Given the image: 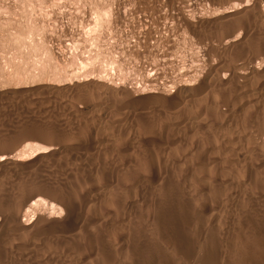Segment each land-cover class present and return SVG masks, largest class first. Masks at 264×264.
<instances>
[{
  "label": "rangeland",
  "instance_id": "1",
  "mask_svg": "<svg viewBox=\"0 0 264 264\" xmlns=\"http://www.w3.org/2000/svg\"><path fill=\"white\" fill-rule=\"evenodd\" d=\"M154 1L156 2V0H30V2L29 0H0V264H110L113 262V264H166L167 262L169 263V259L170 261L172 260V257L167 260V254H169V256L172 255L173 258L176 259L180 258V256H177L178 258L174 256L176 253L174 252L173 254V251L171 252V250H174L171 246L178 247V245H180L178 248L182 246V249L187 243L191 244L190 242H192V240L196 241L198 237L197 234L199 233V237L195 244L192 242V245H186L184 249H186L187 246L191 249L196 248L200 243L206 249H214L215 244L211 243V239L215 238L217 235L218 237H216L215 240L219 242L220 239H222L221 242H219L221 244L223 243V238L227 236L230 237L228 239L231 240V242L232 239H234L233 242H236L235 245L237 246H235L233 242L231 243L232 245L230 248L233 250L234 254L230 252L229 248V253L223 258L222 264H232L230 262L231 255L234 256V258L231 256L233 260L235 259L234 263L243 264L247 257H245L246 259L244 260L242 258V253L244 256L250 254L252 258L254 255L253 259L249 258L244 264H250L254 261H257L259 264L264 263V254L259 257L262 254L259 255V252H261L262 249L264 250V246L261 247V244H264L262 243L264 242V177H259V179H261L260 181L254 177L251 179V183L248 176L242 174L243 170L241 169H244V164L237 165L233 160L236 156L234 157L233 155L228 166L231 164L230 166L233 167L236 165V167H231L232 169H229L230 167L228 168L226 163L229 157L227 159L225 158L228 156L227 151L226 156L224 155L225 152L221 153V155L214 153L215 158L213 163H207L206 160L209 152L207 153L204 148H206V144L209 143L208 141L210 139V141L213 142H216V139L219 142L222 140L219 139V135L214 133L211 126L207 125V123L205 124L204 120L207 118V120H209V116L205 115L203 112L208 106L212 109L211 113L213 109L215 112L216 108H214V106L217 107L218 104L216 103L217 100L215 102L216 105L213 101L214 97L218 95L217 91H215V94L213 93L214 96L211 93L209 97V92L206 96L205 94L207 92L204 93V98L203 100L201 99L203 101L202 104L199 103V106L197 105L198 103L194 104L191 110L192 113L188 112L189 115H185L182 120L180 119L181 122L175 123L176 120L174 121V118L169 115L170 113H167L168 109H161L160 114L157 110L155 113L141 115V111L148 110V108L151 110L155 105L152 107V105L147 104L143 109H137L138 106L148 103L152 98H158L156 94L158 91L173 90L174 87L172 86H174L178 80V82L187 81L194 77L197 79L199 78L197 75L202 74L200 75V77H202L205 74L215 72V69L216 71L219 69L229 70L241 63L247 64L249 62L247 64L249 66L254 60L255 62L256 60L259 62L258 65L260 64L259 67L261 66L262 70L260 73H254V80L261 79L260 81H264V55L262 56L259 54H262V52H259L262 51V49L264 51V45L261 44L264 40L262 38L264 37V33H258V35L255 32L252 35H256L257 38L256 36L249 35L245 38L246 40L248 39V42L244 39L245 41L243 44L234 45L232 48H230L231 46L225 47L222 44L223 37H225L223 35L230 33L229 31L231 30L227 28H233L236 24H239L240 21L242 23L244 19L252 23L255 18V13L253 14L255 11H249L247 13H238L236 11L228 16L230 19L228 17L222 18L226 20L229 19L230 22L233 20L232 23L224 21L227 25L223 22L224 24L220 23V25L218 24L212 27L207 24L205 27L202 26L203 30H201V26L197 24V28L195 27L197 30L193 28L192 31L191 25L185 26V28L184 25L186 23L179 20V14L176 16L177 13H179L177 10L178 6L182 7L186 13L188 12L187 14H189L194 21H197L202 17L206 19L221 16L220 14L227 9V7L228 10L239 7L240 5L238 6L237 3H240V0H184L187 1L186 3H182V0H176L177 2L174 0L175 2L173 1V3L170 2V0H159V2H162L159 3L157 0L158 3L156 2V4ZM26 2L29 3L26 4ZM167 2L170 4L168 8L164 6ZM250 2L254 4L255 0H250ZM171 3L172 5L175 3L177 8L175 9L176 6L172 7ZM160 7L164 10H161ZM171 7L174 9H171ZM26 10L27 12L31 10V12L29 11V13H27ZM171 10L174 11L173 13L177 12L175 13L176 20L175 16L174 18L171 16ZM106 11L109 12L107 17L103 14ZM159 12H161V14ZM30 13H33L32 16L34 19L39 18V23L36 22L42 29H40V31L44 32L42 33V40L34 39L33 41L36 42L40 40L42 42L37 46H35L36 44L31 46L29 45L31 43L29 41L30 43L27 42L25 45L21 43L20 47H18L19 43L16 42L12 33L21 30V25H23L25 21L24 19L31 15ZM169 13L170 17L173 19L169 18L166 20L167 18L165 19V17L167 14L169 16ZM250 14L251 16H249ZM24 15L26 16L24 17ZM96 19L101 20L98 21L101 23L98 27L96 26ZM194 29L199 33L196 31L194 33ZM258 36L262 39L258 40ZM12 40L14 42H12ZM171 40L173 44H171ZM255 40H257L256 43H254ZM258 41H262L260 44L258 43V45L263 46L262 49L260 46L258 48ZM39 45L42 47L40 48ZM15 48L18 50H15ZM41 50H46V53L43 54ZM251 50L253 52H251ZM35 52L39 54L37 55ZM11 56L12 58H10ZM239 56L240 58H244H241L243 62ZM13 57H15V59ZM39 61L41 62L39 63ZM212 68L214 70H212ZM256 74L261 78L258 79ZM173 78L174 80H172ZM255 81H253L254 84H252L254 89L251 86H246L247 88L244 89H248V92L243 93L245 90L242 92V88H240L241 91L237 90L242 94H238L236 91L239 99H237V108L244 112H241L242 114L240 115L238 123L241 126L243 122H246L248 126L243 124L244 127L246 126L245 128L250 132L254 130L252 132L254 136L259 133L261 123L264 122V85L262 88L255 89L257 86L255 85L257 81ZM259 90L262 92H259ZM131 91L142 94H140L136 100L130 101L128 95ZM216 98H218V96ZM210 100L213 103H209L211 102ZM132 108L140 112V114L137 113L135 118L133 117L127 120L124 115H120L122 110L124 111V109L127 110ZM197 110L199 111L198 113H200L199 116L196 114ZM201 117H203V121ZM246 118H248V121ZM171 119H173L174 122ZM185 119L187 120V124H185ZM197 119L204 123L201 124L198 122V124L196 122ZM251 119H255L256 121ZM249 121L252 125L249 124ZM190 122L192 123L190 124ZM208 133H210L213 138H211V135ZM204 134L207 135L205 136ZM204 137L207 140L206 143ZM215 137L217 138L215 139ZM179 144H181V146ZM172 146L174 147L173 149ZM147 147H151L153 150L151 152H143V149ZM173 151L175 153H173ZM197 151L200 152L198 153ZM80 153L84 155L81 156V158ZM168 153H170V155H168ZM219 156H221V158ZM175 157H177V159ZM223 162L226 165H223ZM212 166H214V168ZM193 168H195V170ZM198 168L201 169L199 170ZM236 168L238 170L241 168L239 171L236 170L238 173L235 172ZM240 171H242V173ZM238 174L239 176L241 175L239 177L240 179L237 177ZM243 176L246 178L244 177L243 181H241ZM131 177H134V179ZM139 177L141 178L139 179ZM135 179L137 183L139 180H142L144 183L150 186L152 185L153 188L148 192H141V190L137 192V189L134 190L129 185V183H133ZM128 180H130V182H128ZM218 186H221L218 188L219 190L216 189ZM208 187L210 188L208 189ZM103 188L104 190H102ZM213 188L214 191L212 190ZM206 189L208 191H206ZM224 190L228 191V193ZM98 192H100V194L99 197L95 199L96 201H91L90 203L86 202V198L89 194L88 197H94L93 194ZM217 193L220 195L226 193L229 194V196L231 194H237L240 196L238 199L241 204L238 203L240 205L237 204L232 208L230 207L231 209L226 206L220 214V222L216 223L217 225H208L206 221L201 222V225H197L196 222L199 221L196 219L194 221L193 217H191L193 213H191V211V214L188 212L190 215L188 217L191 219L185 216L186 212L182 210V206L186 205L185 202L188 203L193 200L194 204L196 203L199 207L196 205L194 206L193 202H189L186 206L191 210L195 208V211H199L200 204L211 197V200H214L216 198L214 195H219H217ZM180 194L181 196H179ZM204 195H206L205 199L207 200L203 199ZM198 197L203 201H194ZM41 198L46 200L48 206L46 207L47 204L45 206L43 205L42 209L40 205V207L37 208L38 210L36 209L37 212L31 209V211L33 210L35 212V214H33L34 212L30 211L29 217H31V225L28 229L24 228L26 230L21 229L16 220L17 213H20L19 211L26 209L28 205ZM113 200H118L117 204H113ZM49 202L55 203L57 205L56 208L51 209L49 207ZM177 203H180L179 209ZM68 204H72L70 207H72L73 210ZM65 206H67V210ZM191 206L193 207L191 208ZM68 207L74 215H80L79 217L77 216L75 220V232L66 229V231H71L70 236H73L65 237L62 235V237H58L62 239L61 241L57 240L58 238H54L52 241L48 242L49 244H45L43 248L37 245L38 239L42 237V235L39 234H42L43 228L47 225V221L44 219L43 215L49 212L52 213L54 217L56 215L57 217L55 218L61 219L66 215V212L68 213ZM92 208L93 210H91ZM80 209L83 210L81 211ZM235 209H238V211ZM78 210L81 211H79L80 214H77ZM38 211H41L42 214L38 213ZM179 212H181L182 215ZM157 217L160 218V220ZM221 217H223L222 219L225 222L221 220ZM37 219L39 221H36ZM176 219L179 220L176 221ZM187 219H190V223L191 220L195 223L192 222L193 225H189ZM229 219L231 222H234H232L234 226H229V224H227ZM171 221H173L175 225L172 226L174 223H171ZM167 226L171 227V229L167 228ZM179 226L185 231L180 229ZM235 226H237V228H235ZM56 227L62 231L60 228L61 225H56ZM37 229H40V232ZM233 229L235 232L231 231ZM1 230L4 231V233ZM197 230L202 231L196 233ZM23 231L25 233H23ZM219 231L223 234V237L222 235L220 236ZM13 232L15 234H20L21 232V235L16 234L17 236H15ZM182 232L187 236L189 234V240H187V236H184ZM229 232H232V235L229 234ZM178 233L180 237L177 235ZM242 233L245 236H243ZM168 234L172 235L168 236ZM163 235L166 236V238L168 237V239L165 240ZM173 236H177L176 239L168 242ZM203 236L205 239L208 238V240L203 239ZM210 236L212 238H210ZM233 236L235 238H232ZM256 237H260L261 239L257 238L256 240ZM180 238H183V240ZM250 238H252V241ZM84 239H86V242ZM201 239L202 241L200 242ZM258 240L260 242H258ZM173 241L176 242V244L178 242V244H174ZM180 241L181 244H179ZM244 242L245 244L243 245L242 243ZM164 243L167 244L165 245ZM247 243L250 245V248ZM242 246H246V249L242 248L246 252L240 249ZM258 247L260 248L258 249ZM164 249H166V252H163ZM256 250L258 253L253 252ZM160 251L163 252V254H161ZM205 251L207 252L208 250ZM145 253H149V255H144ZM257 256L258 260L260 259L263 261H261L262 263L255 260ZM113 257L114 261H112ZM226 259L229 260L225 263ZM240 259L242 262H239ZM257 262L256 264H258Z\"/></svg>",
  "mask_w": 264,
  "mask_h": 264
},
{
  "label": "bare ground",
  "instance_id": "2",
  "mask_svg": "<svg viewBox=\"0 0 264 264\" xmlns=\"http://www.w3.org/2000/svg\"><path fill=\"white\" fill-rule=\"evenodd\" d=\"M28 1V0H27ZM161 1H163V0H161ZM159 2V0H158V2L159 3H162V2ZM173 1L174 0H170V2H172L173 3ZM176 1V0H175ZM174 1V2H175ZM196 1V0H195ZM214 1V0H213ZM29 2H30V0H29ZM29 2H26V4L27 3H29ZM123 2V1H122ZM155 2V1H154ZM156 2H157V0H156ZM156 2H155V4H156ZM157 2V3H158ZM177 2V1H176ZM187 1H184V0H182V3H186ZM210 2V1H209ZM216 2V1H215ZM240 3H237L238 4V6L239 7H237V8H235V9H233L232 7V9L231 10H228V7H227V9H225L220 15L221 16H218V17H215V18H213V17H210V18H206L205 19V17L203 18H199L197 21L195 20H193L191 17H190V15L189 14H187L183 9H182V7H180V6H178V8H177V6L175 5V3L172 5V3H171V6L173 7V6H176L175 7V9L177 8V10H178V12L179 13H177V12H175V13H177V15L176 16H178V14H179V20L180 21H183V22H185L186 24H188V25H186L185 23V25H184V27L185 26H192V31H193V28H195L196 26H197V24H199L200 26H201V28H202V26H206L207 24L208 25H211V27L212 26H214V25H220V23H223L224 21L226 22V21H229V19H230V17H228L230 14H232L233 12H245V13H247V12H249V11H255V12H253V14H254V16H255V18H254V21L252 22V23H250V22H247V21H245V19L242 21V23H241V21H240V23L239 24H236L235 22H233V23H235L236 25L233 27V28H227L228 30H230L229 32L230 33H227L226 35H223V36H225V37H223L224 39H223V46H225V47H228V46H231L230 48H232V46H234V45H240V44H243L244 43V41L246 40L245 38L246 37H248L249 35H252V34H254L255 32L258 34V33H264V0H255V2H254V4H251V2H250V0H240L239 1ZM128 3V2H127ZM180 3H181V1H180ZM219 3V2H218ZM225 3H226V1H225ZM230 3V2H229ZM253 3V2H252ZM132 4V3H131ZM148 4V3H147ZM146 4V5H147ZM176 4H178V3H176ZM220 4H221V2H220ZM219 4V5H220ZM231 4V3H230ZM146 5H144V6H146ZM160 5V4H159ZM162 5V4H161ZM180 5V4H179ZM212 5V4H211ZM123 6V5H122ZM132 6V5H131ZM147 6H149V5H147ZM164 6H166L167 8L168 7H170V4L167 2V4H164ZM218 6V5H217ZM236 6V5H235ZM28 7V6H27ZM115 7V6H114ZM143 7V6H142ZM162 7H163V5H162ZM171 7V9H174V8H172ZM213 7V6H212ZM219 7V6H218ZM26 8V7H25ZM35 8V7H34ZM33 8V9H34ZM156 8V7H155ZM28 9V8H27ZM32 9V10H33ZM158 9H159V6H158ZM157 9V10H158ZM160 9L162 10L163 8H161L160 7ZM216 9V8H215ZM23 10H24V8H23ZM118 10V9H117ZM140 10V9H139ZM164 10V9H163ZM218 10V9H217ZM30 12H31V10H29ZM29 11L27 12V10H26V12L27 13H29ZM156 11V10H155ZM159 11V10H158ZM172 11V10H171ZM188 11V10H187ZM33 12V11H32ZM36 12V11H35ZM34 12V13H35ZM174 11H172L171 12V16L174 18V16H175V13H173ZM216 12V11H215ZM108 13L109 12H104L103 14H105V16L107 17V15H108ZM156 13H157V11H156ZM160 14H161V12H159ZM31 14V13H30ZM33 14V13H32ZM32 14L31 15H29V16H27L26 17V19H24L25 21L23 22V25H21L22 26V28H21V30H17V32H13L12 34H13V36H14V39L16 40V42H18L19 44V46L18 47H20V44L21 43H24V45H25V43H27V42H29L30 44L29 45H35V46H37L39 43H41L42 41H40V40H38V41H33L34 39H41L42 40V33H44L43 31H40V29H41V27L38 25V21H39V18L36 20V19H34L33 18V16H32ZM98 14V13H97ZM121 14V13H120ZM158 14V13H157ZM166 14V13H165ZM214 14V13H213ZM39 15V14H38ZM93 15V14H92ZM136 15V14H135ZM138 15V14H137ZM159 15V14H158ZM26 15H24V17H25ZM35 16H37V15H35ZM93 16H96L95 14L93 15ZM97 16H99V15H97ZM114 16V15H113ZM118 16V15H117ZM122 16V15H121ZM128 16V15H127ZM176 16H175V20H176ZM193 16V15H192ZM249 16H251V14L249 15ZM21 17V16H20ZM90 17H91V15H90ZM152 17V16H151ZM172 17H170V13H169V16H168V14L166 15V17H165V19L166 20H168L169 18H172ZM225 17H228L227 19L228 20H226V19H222V18H225ZM100 18V17H99ZM110 18V17H109ZM172 18V19H173ZM177 18V19H178ZM253 18V17H252ZM44 19V18H43ZM105 19V18H104ZM123 19V18H122ZM164 19V18H163ZM10 20V19H9ZM40 20H41V18H40ZM100 20V19H99ZM99 20H97L96 19V26L98 27V26H100V24L101 23H99L98 21ZM152 20V19H151ZM155 20H157V19H155ZM171 20V19H170ZM175 20H173V21H175ZM251 20V19H250ZM253 20V19H252ZM13 21H14V19H13ZM38 23H37V22ZM43 21V20H42ZM95 21V20H94ZM101 21V20H100ZM123 21V20H122ZM128 21V20H127ZM161 21H163V20H161ZM233 21V20H232ZM232 21L230 22V23H232ZM10 22V21H9ZM12 22V21H11ZM16 22V21H15ZM22 22V21H21ZM44 22V21H43ZM144 22V21H143ZM153 22V21H152ZM168 22V21H167ZM172 22V21H171ZM170 22V23H171ZM224 22V23H225ZM239 22V21H238ZM19 23V22H18ZM41 23V22H40ZM151 23V22H150ZM157 23V22H156ZM164 23V22H163ZM173 23V22H172ZM223 23V24H224ZM8 24H10V23H8ZM13 24V23H12ZM16 24V23H15ZM93 24V23H92ZM162 24V23H161ZM226 24V23H225ZM18 25V24H17ZM41 25V24H40ZM43 25V24H42ZM103 25H104V23H103ZM143 25V24H142ZM141 25V26H142ZM159 25V24H158ZM177 25V24H176ZM180 25H181V23H180ZM199 25H198V27H199ZM227 25V24H226ZM225 25V26H226ZM94 26V25H93ZM146 26V25H145ZM182 26V25H181ZM18 27V26H17ZM227 27V26H226ZM229 27V26H228ZM42 28H44V27H42ZM186 28V27H185ZM197 28V27H196ZM195 28V29H196ZM208 28H209V26H208ZM208 28H206V29H208ZM214 28V27H213ZM221 28H222V26H221ZM99 29V28H98ZM127 29V28H126ZM144 29V28H143ZM184 29V28H183ZM188 29V28H187ZM191 29V28H190ZM194 29V33H195V31L197 30H195ZM16 30H12V31H16ZM42 30V29H41ZM44 30V29H43ZM139 30V29H138ZM199 30V29H198ZM201 30H203V28L201 29ZM201 30H200V32H201ZM210 30V29H209ZM159 31V30H158ZM205 31V30H204ZM8 32V31H7ZM6 32V33H7ZM96 32V31H95ZM108 32V31H107ZM134 32V31H133ZM182 32V31H181ZM197 33H199L198 31H196ZM227 32V31H226ZM100 33V32H99ZM191 33H193V32H191ZM190 33V34H191ZM196 33V34H197ZM221 34V33H220ZM223 34V33H222ZM143 35V34H142ZM195 35V34H194ZM259 35V34H258ZM98 36V35H97ZM180 36V35H179ZM252 36H256V35H252ZM260 36H261V34H260ZM104 37V36H103ZM138 37V36H137ZM199 37V36H198ZM197 37V38H198ZM212 37H213V35H212ZM222 37V36H221ZM105 38H107V37H105ZM136 38V37H135ZM142 38V37H141ZM149 38V37H148ZM174 38V37H173ZM220 38V37H219ZM250 38V37H249ZM254 38V37H253ZM256 38H257V36H256ZM258 38H259V36H258ZM263 39H264V37H262ZM261 37L258 39V40H260V39H262ZM12 39V38H11ZM44 39V38H43ZM178 39V38H177ZM189 39V38H188ZM201 39V38H200ZM200 39H198V40H200ZM245 39V40H244ZM173 40V39H172ZM171 40V41H172ZM248 40V39H247ZM246 40V41H247ZM250 40H252V39H250ZM175 41V40H174ZM204 41V40H203ZM256 41L257 40H255V42L254 43H256ZM12 42H14L13 40H12ZM193 42V41H192ZM202 42V41H201ZM248 42V41H247ZM253 42V41H252ZM260 42H262V41H260ZM260 42L258 41L257 42V45H258V43L260 44ZM263 42H264V40H263ZM261 43V44H263L264 45V43ZM149 43V42H148ZM151 43V42H150ZM167 43H168V41H167ZM178 43V42H177ZM191 43V42H190ZM209 43V42H208ZM44 44V43H43ZM43 44H42V46H43ZM171 44H173V41H172V43ZM174 44H175V42H174ZM204 44V43H203ZM191 45H192V43H191ZM200 45V44H199ZM201 45H202V43H201ZM251 45V44H250ZM253 45H255V44H253ZM256 45V46H257ZM22 46V45H21ZM41 46V47H42ZM44 46H47V45H44ZM165 46V45H164ZM214 46V45H213ZM252 46V45H251ZM259 46H260V48L262 49V45H258V48H259ZM14 47V46H13ZM30 47V46H29ZM39 47H40V45H39ZM40 47V48H41ZM113 47V46H112ZM153 47V46H152ZM173 47V46H172ZM171 47V48H172ZM248 47H249V44H248ZM26 48V47H25ZM206 48V47H205ZM210 48H211V46H210ZM209 48V49H210ZM214 48V47H213ZM257 48V47H256ZM258 48H257V51H258ZM17 48H15V50H16ZM28 49V48H27ZM158 49V48H157ZM181 49V48H180ZM183 49V48H182ZM195 49V48H194ZM244 49V48H243ZM251 49V48H250ZM249 49V50H250ZM261 49H259V50H261ZM12 50H14V49H12ZM18 50V49H17ZM40 50V49H39ZM48 50H50V49H48ZM150 50V49H149ZM173 50V49H172ZM201 50V49H200ZM233 50V49H232ZM255 50V49H254ZM24 51V50H23ZM27 51V50H26ZM29 51V50H28ZM42 52H43V54H45L46 53V50L45 51H43V50H41ZM151 51V50H150ZM197 51H199V50H197ZM202 51V50H201ZM209 51V50H208ZM210 51H211V49H210ZM248 51V50H247ZM256 51V52H257ZM50 52V51H49ZM53 52V51H52ZM51 52V53H52ZM75 52V51H74ZM251 52H253L252 50H251ZM250 52V53H251ZM259 52H262V54L261 53H259L260 55H264L263 54V49H262V51H259ZM19 53V52H18ZM24 53H25V51H24ZM51 53H50V55H51ZM78 53V52H77ZM104 53V52H103ZM106 53V52H105ZM168 53V52H167ZM193 53V52H192ZM26 54V53H25ZM35 54H37L36 52H35ZM39 54V53H38ZM37 54V55H38ZM175 54V53H174ZM190 54V53H189ZM206 54V53H205ZM249 54V53H248ZM258 54V55H259ZM10 55V54H9ZM12 55V54H11ZM14 55V54H13ZM40 55H41V53H40ZM48 55H49V53H48ZM52 55H53V53H52ZM114 55V54H113ZM21 56V55H20ZM35 56V55H34ZM46 56V55H45ZM164 56V55H163ZM202 56V55H201ZM244 56V55H243ZM252 56H254V55H252ZM251 56V57H252ZM167 57V56H166ZM170 57V56H169ZM196 57V56H195ZM222 57V56H221ZM246 57V56H245ZM256 57V56H255ZM255 57H253V58H255ZM10 58H12V56L10 57ZM14 59H15V57H13ZM30 58V57H29ZM48 58V57H47ZM232 58V57H231ZM239 58H240V56H239ZM242 58V57H241ZM240 58V59H241ZM250 58V57H249ZM248 58V59H249ZM19 59V58H18ZM25 59H27V58H25ZM40 59V58H39ZM53 59V58H52ZM206 59V58H205ZM233 59V58H232ZM242 59H244V58H242ZM241 59V60H242ZM246 59V58H245ZM29 60V59H28ZM34 60H36V59H34ZM41 60V59H40ZM50 60V59H49ZM70 60H72V59H70ZM152 60V59H151ZM198 60V59H197ZM212 60V59H211ZM240 60V61H241ZM31 61H33V60H31ZM74 61V60H73ZM251 61L253 62V60L251 59ZM263 61V60H262ZM37 62V61H36ZM41 61H39V63H40ZM113 62V61H112ZM111 62V63H112ZM175 62V61H174ZM198 62V61H197ZM200 62V61H199ZM228 62H230V61H228ZM227 62V63H228ZM233 62V61H232ZM242 62H243V60H242ZM254 62H255V60H254ZM250 63L251 65H247V64H245V63H241V64H239L238 66H234L232 69H227V70H224V69H217L218 71H216V69H215V72H213V73H208V74H205V75H203L202 77H200V75H202V74H200V75H197V76H199V78H197L196 79V77H194L193 79H188L187 81L185 80V81H180V82H178L177 81V83H175V85L174 86H172V87H174V89L173 90H169V91H158V93H156L157 94V96H158V98H152L150 101H148V103H145L144 105H142L141 104V106H138V110H139V108H141V109H143L145 106H147V104L148 105H152V107H153V105H155L151 110H149V108H148V110H143V111H141V115H147V114H149V113H155L157 110V112H159V114H160V112H161V109H168V111H167V113H170L169 115H171L172 116V118H174V121H175V123L176 122H179L180 121V119L182 120V118L184 119V116L185 115H189V113L188 112H190V113H192V109H193V105L194 104H197L198 106L200 105L199 103H201L202 104V100H203V96H204V93H206L205 94V96L206 95H208V92H209V95H208V97L211 95V93L213 94H215V91H217V93H218V95H217V93H216V95L218 96V98H216L217 96H215L214 97V104H215V102H216V100H217V107H215L214 106V108H216L215 109V112H214V109H213V111H212V113H211V110L212 109H210L209 108V106L208 107H206V109H204V114L205 115H207V116H209V120H204V119H202L203 117H201V119H202V121L204 120L205 121V124L207 123V125H209V126H211V129L212 130H214V133L215 134H217V135H219L218 137H220L219 139H222V140H220V142L219 141H217V137H215V139H216V142H213V141H208L209 143L208 144H206V148H204L205 150H206V152L208 153V158L206 159L207 160V163L208 162H210V163H213L214 162V158H215V156H214V153H216L217 155H221V153H223V152H225L224 153V155L226 156V151H227V153H228V156L227 157H225L226 159V163H227V167L229 168V169H232L233 167H236V165H235V163L237 164V165H241V164H244L243 166H245L244 167V169H241V168H239V170L241 169V170H243V173H242V171H240L242 174H244L245 176L247 175L248 176V178L251 180V179H253L254 177H255V179L257 178V179H259V177H264V120L262 121L263 123H261V126H260V128H259V133L257 134V135H253V131L252 132H250L249 130H247L245 127H244V125L243 124H245V125H247L246 124V122L244 123H242V125L240 126L239 125V119H240V115L242 114V113H244V112H242V110L241 109H239V108H237V99H238V94L239 93H241V92H238L239 90H240V88H242V92H243V90H245V92H243V93H246V92H248L249 90L247 89H244V88H247L246 86H251L252 87V84H254V82L253 81H255L254 80V73H260L262 70H261V66L259 67V65H258V63L259 62H257V60H256V62L255 63ZM38 63V62H37ZM75 63V62H74ZM119 63V62H118ZM201 63V62H200ZM213 63V62H212ZM226 63V64H227ZM47 64V63H46ZM77 64V63H76ZM102 64V63H101ZM230 64H232V63H230ZM235 64H236V62H235ZM120 65V64H119ZM122 65V64H121ZM179 65V64H178ZM203 65V64H202ZM213 65V64H212ZM229 65V64H228ZM228 65H226V66H228ZM262 65V64H261ZM82 66V65H81ZM161 66V65H160ZM210 66V65H209ZM264 66V65H263ZM194 67V66H193ZM215 68V67H214ZM53 70V69H52ZM90 70V69H89ZM93 70V69H92ZM212 70H214L213 68H212ZM19 71V70H18ZM198 71V70H197ZM211 71V70H210ZM107 72V71H106ZM39 73V72H38ZM66 73V72H65ZM155 73V72H154ZM174 73V72H173ZM190 73V72H189ZM199 73V72H198ZM264 73V72H263ZM263 73H261V74H263ZM53 74V73H52ZM179 74V73H178ZM175 75V74H174ZM257 76H258V74H256ZM255 75V76H256ZM264 75V74H263ZM262 75V76H263ZM24 76V75H23ZM38 76V75H37ZM160 76V75H159ZM183 76H184V74H183ZM194 76V75H193ZM261 76V75H260ZM186 77V76H185ZM184 77V78H185ZM117 78V77H116ZM166 78V77H165ZM187 78V77H186ZM191 78V77H190ZM259 78H261V77H259L258 76V79ZM164 79V78H163ZM160 80V79H159ZM172 80H174V78L172 79ZM261 80V79H260ZM260 80H256L255 82L257 83V84H255V85H257L256 87H255V89H259V88H262V86L264 85V81L262 80V81H260ZM234 81H236V82H234ZM259 81V82H258ZM154 82V81H153ZM152 82V83H153ZM169 82V81H168ZM234 82V83H233ZM262 82V83H261ZM158 83V82H157ZM174 83V82H173ZM156 84V83H155ZM255 85H253V86H255ZM253 88V87H252ZM110 89V88H109ZM126 89V88H125ZM250 89V88H249ZM254 89V88H253ZM252 89V90H253ZM112 90V89H111ZM238 90V91H237ZM262 90V89H261ZM261 90H259V92L261 91ZM236 91L238 92V94L236 93ZM241 91V90H240ZM251 91V90H250ZM263 91H264V89H263ZM157 92V91H156ZM254 92V91H253ZM262 92V91H261ZM235 93H236V95H237V98H236V95H235ZM255 93V92H254ZM256 93H257V90H256ZM255 93V94H256ZM140 94H142V93H140ZM140 94L139 93H136V91L134 92V91H131V92H129V100L131 101V100H136L139 96H140ZM151 94H154V93H151ZM214 94H213V96H214ZM242 94V93H241ZM241 96V95H240ZM140 99V98H139ZM202 99V100H201ZM213 100V99H212ZM239 100V99H238ZM5 101V100H4ZM211 101V100H210ZM242 101V100H241ZM261 101V100H260ZM212 101L211 102H209V103H213ZM207 103V102H206ZM205 104V103H204ZM256 104V103H255ZM258 104V103H257ZM210 105V104H209ZM213 105V104H212ZM211 105V106H212ZM216 105V104H215ZM263 106V105H262ZM137 107V106H136ZM151 108V107H150ZM196 108H197V106H196ZM101 109V108H100ZM137 109H134V108H132V109H127V110H125L124 109V111L122 110V112H120V115L122 114V115H124V117L125 118H127V120L128 119H130V118H135V116L137 115V113H139L140 114V112L138 111H136ZM155 109V110H154ZM200 109V108H199ZM198 109V110H199ZM249 109V108H248ZM160 110V111H159ZM195 110V109H194ZM193 110V111H194ZM196 111L197 113L196 114H198V116H199V114L200 113H198L199 111H201V110H199V111ZM210 110V111H209ZM165 111V110H164ZM244 111V110H243ZM112 112V111H111ZM117 112H119V111H117ZM117 112H116V114H117ZM163 112V111H162ZM209 112H210V114H209ZM242 112V113H241ZM261 112V111H260ZM262 112H263V110H262ZM188 113V114H187ZM194 113H195V111H194ZM214 113H216V114H214ZM203 114V115H204ZM249 114V113H248ZM259 114V113H258ZM169 115H167V116H169ZM247 115V114H246ZM246 115H245V117H246ZM117 116V115H116ZM156 116V115H155ZM166 116V117H167ZM197 116V115H196ZM207 116H205V117H207ZM212 116V117H211ZM244 116V115H243ZM264 116V115H263ZM189 117V116H188ZM253 117V116H252ZM148 118V117H147ZM187 118V117H186ZM255 118V117H254ZM256 118H258V117H256ZM260 118V117H259ZM166 119V118H165ZM247 119V121H248V118H246ZM245 119V120H246ZM250 119V118H249ZM126 120V121H127ZM134 120V119H133ZM167 120V119H166ZM169 120V119H168ZM172 121H173V119H171ZM186 120V119H185ZM188 120H189V118H188ZM191 120V119H190ZM251 120H255V119H251ZM134 121H136V120H134ZM173 121V122H174ZM207 121V122H206ZM256 121V120H255ZM181 122V121H180ZM196 122L198 123H201V124H203L202 122H200L199 121V119H197L196 120ZM133 123V122H132ZM192 122H190V124H191ZM198 123V124H199ZM148 124V123H147ZM185 124H187V120H186V123ZM197 124V125H198ZM249 124H251L252 125V123L249 121ZM177 125V124H176ZM196 125V126H197ZM250 125V126H251ZM248 126V125H247ZM249 126V127H250ZM121 127V126H120ZM171 127V126H170ZM190 127V126H189ZM185 128V127H184ZM198 129V128H197ZM172 130H173V128H172ZM180 130V129H179ZM209 130V129H208ZM171 131V130H170ZM201 131V130H200ZM194 132V131H193ZM209 132V131H208ZM210 132H212V131H210ZM199 133V132H198ZM172 134H174V133H172ZM177 134H178V131H177ZM176 134V135H177ZM208 134H210V133H208ZM198 135V134H197ZM205 135V134H204ZM207 135V134H206ZM205 135V136H206ZM211 135V134H210ZM174 136V135H173ZM165 138V137H164ZM205 138V137H204ZM207 138H208V136H207ZM211 138H213V136L211 135ZM174 139V138H173ZM121 140V139H120ZM116 141H118V140H116ZM167 141V140H166ZM206 138H205V143H206ZM124 142V141H123ZM122 142V143H123ZM168 142V141H167ZM112 143V142H111ZM203 144V143H202ZM130 145V144H129ZM143 145V144H142ZM180 146H181V144H179ZM204 145V144H203ZM202 145V146H203ZM141 146V145H140ZM139 147V146H138ZM167 148V147H166ZM174 147L172 146V149H173ZM176 148V147H175ZM203 148V147H202ZM201 148V149H202ZM116 149V148H115ZM164 149H165V147H164ZM169 149V148H168ZM171 149V150H172ZM137 150V149H136ZM144 151L143 152H151L153 149L151 148V147H147V148H145V149H143ZM166 150V149H165ZM176 150V149H175ZM203 150V149H202ZM205 150H204V152H205ZM30 151H32V150H30ZM26 152H27V150H26ZM93 152V151H92ZM115 152V151H114ZM134 152V151H133ZM136 152V151H135ZM138 152H139V150H138ZM161 152V151H160ZM166 152V151H165ZM194 152V151H193ZM198 152V151H197ZM200 152V151H199ZM198 152V153H199ZM104 153V152H103ZM131 153H132V151H131ZM140 153H141V151H140ZM159 153V152H158ZM173 153H175L174 151H173ZM173 153H172V155H173ZM25 154V153H24ZM21 155H22V153H21ZM27 155H28V153H27ZM88 155H89V153H88ZM117 155H118V153H117ZM163 155H164V153H163ZM168 155H170V153H168ZM195 155H196V153H195ZM224 155H222V156H224ZM232 155L235 157L236 156V158L235 159H233L234 160V165L235 166H228V164L230 163L229 161H231L230 159L232 158ZM81 156H84L82 153H80V158H81ZM137 156V155H136ZM142 156V155H141ZM202 156V155H201ZM27 157V156H26ZM122 157H123V155H122ZM150 157V156H149ZM157 157V156H156ZM159 157H160V155H159ZM220 158H221V156H219ZM80 158H79V160H80ZM87 158V157H86ZM98 158V157H97ZM117 158V157H116ZM136 158V157H135ZM145 158V157H144ZM176 159H177V157H175ZM0 159H1V157H0ZM139 159V158H138ZM158 159V158H157ZM221 160H223V159H221ZM87 161V160H86ZM121 161V160H120ZM123 161V160H122ZM175 161V160H174ZM192 161V160H191ZM154 162V161H153ZM152 162V163H153ZM190 162V161H189ZM204 162V161H203ZM225 162V161H224ZM223 162V165H226L225 163ZM118 163V162H117ZM148 163H150V162H148ZM215 164V163H214ZM193 165V164H192ZM222 165V166H223ZM144 166V165H143ZM150 166V165H149ZM220 166H221V164H220ZM161 167V166H160ZM213 168H214V166H212ZM232 167V168H231ZM238 167H241V166H238ZM237 167V168H238ZM185 168V167H184ZM205 168V167H204ZM203 168V169H204ZM208 168V167H207ZM216 168V167H215ZM235 169V172L236 173H238V169ZM194 170H195V168H193ZM199 169V168H198ZM201 169V168H200ZM199 169V170H200ZM219 169V168H218ZM213 170V169H212ZM236 170H238V171H236ZM229 171H231V170H229ZM135 172V171H134ZM147 172V171H146ZM219 172V171H218ZM234 172V173H235ZM183 173V172H182ZM232 173H233V170H232ZM56 174V173H55ZM145 174V173H144ZM228 174H230V173H228ZM227 174V175H228ZM141 175V174H140ZM146 175V174H145ZM222 175V174H221ZM225 175V174H224ZM234 175V174H233ZM232 175V176H233ZM196 176V175H195ZM213 176V175H212ZM230 176V175H229ZM228 176V177H229ZM241 176V175H240ZM239 174H238V179H240L239 177ZM245 176H243L242 177V179H241V181H243V178L245 177ZM142 177V176H141ZM141 177H139V179L141 178ZM148 177V176H147ZM220 177V176H219ZM226 177V176H225ZM236 177V178H237ZM131 178H133L134 179V177H131ZM138 178V177H137ZM193 178V177H192ZM197 178V177H196ZM246 178V177H245ZM146 179V178H145ZM212 179V178H211ZM130 180H132V179H130ZM130 180H128V182H130ZM157 180V179H156ZM261 179H259V181H260ZM77 181V180H76ZM137 180L135 179L134 181H133V183H129V185L132 187V189H134V190H136L137 189V192H138V190H141V192L142 191H150L153 187H152V185L150 186L149 184H147V183H144V181H142V180H139L138 181V183L136 182ZM244 181H245V179H244ZM247 181V180H246ZM248 182V181H247ZM161 183V182H160ZM174 183V182H173ZM194 183V182H193ZM231 183V182H230ZM251 183H252V180H251ZM253 183H254V181H253ZM257 183V182H256ZM260 183V182H259ZM258 183V184H259ZM263 183V182H262ZM98 184V183H97ZM206 184V183H205ZM257 184V185H258ZM99 185V184H98ZM127 185V184H126ZM137 185V186H136ZM230 185V184H229ZM242 185V184H241ZM252 185H254V184H252ZM251 185V186H252ZM108 186V185H107ZM129 186V187H130ZM162 186V185H161ZM212 186V185H211ZM225 186V185H224ZM223 186V187H224ZM249 186V185H248ZM261 186V185H260ZM104 187V186H103ZM106 187V186H105ZM114 187V186H113ZM156 187V186H155ZM160 187V186H159ZM221 187V186H220ZM219 186L216 188L217 190H219L218 188H220ZM255 187V186H254ZM99 188V187H98ZM102 188V187H101ZM111 188V187H110ZM171 188V187H170ZM177 188V187H176ZM210 187H208V189H209ZM234 188H237V187H234ZM258 188V187H257ZM175 189V188H174ZM225 189H226V187H225ZM229 189H231V188H229ZM228 189V190H229ZM244 189V188H243ZM250 189V188H249ZM95 190V189H94ZM102 190H104V188L102 189ZM213 191H214V188L212 189ZM106 191V190H105ZM206 191H208L207 189H206ZM213 191H212V193H213ZM216 191V190H215ZM224 191H226V190H224ZM237 191V190H236ZM192 192V191H191ZM219 192V191H218ZM222 192H223V190H222ZM227 193H228V191H226ZM233 192V191H232ZM103 193H105V192H103ZM106 193H107V191H106ZM146 193V192H145ZM216 193V192H215ZM220 193V192H219ZM219 193H217V195L219 194ZM237 193V192H236ZM243 193H244V191H243ZM92 194V193H91ZM99 194H100V192H98V193H95V194H93L94 195V197H92V196H90V197H88L87 196V198H86V202H91V201H96L95 199H97L98 197H99ZM108 194V193H107ZM140 194V193H139ZM154 194V193H153ZM156 194V193H155ZM173 194H174V191H173ZM192 194V193H191ZM197 194V193H196ZM223 194V193H222ZM226 193H224L223 195H220V197H223V198H220L219 197V195L218 196H216V195H214L216 198L213 200H211V198L209 199L208 198V200H210V201H208L207 199H205V196L207 195H204V198L203 199H205V200H207V201H205V202H202V204H200V208L198 209L199 211H195V208L194 209H192V210H194V211H192L191 209H189V207H187L186 205L187 204H189V202H191V201H187L188 203H186L185 202V206H182L183 207V209L182 210H185V212H186V217L187 218H190V217H188V216H190L189 214H188V212L190 213V211H191V213H192V216L191 217H193V219H194V221H195V219L196 220H198L199 222H196V224L197 225H199L201 222H203V221H206L207 223L206 224H208V225H213V224H216V223H218V222H220V214L222 213V211L226 208V206H227V208L229 207H233V206H235V205H237L238 203H240L239 202V197L240 196H238L237 194H231L230 196H229V194H226V196L224 197V195H225ZM144 195V194H143ZM162 195V194H161ZM167 195V194H166ZM114 196V195H113ZM116 196V195H115ZM139 196V195H138ZM179 196H181V194L179 195ZM186 196H188V195H186ZM191 196V195H190ZM194 196H195V193H194ZM197 196H199V195H197ZM202 196V195H201ZM200 196V197H201ZM213 196V195H212ZM30 197V196H29ZM104 197V196H103ZM159 197V196H158ZM178 197V196H177ZM189 197V196H188ZM106 198H108V197H106ZM114 198V197H113ZM151 198V197H150ZM164 198V197H163ZM187 198V197H186ZM190 198V197H189ZM28 199V198H27ZM26 199V200H27ZM116 199V198H115ZM118 199V198H117ZM181 199V198H180ZM198 199H200L199 197L196 199V200H194V201H196V202H198V201H201L202 199H200V200H198ZM243 199V198H242ZM29 200V199H28ZM106 200V199H105ZM179 200V199H178ZM182 200V199H181ZM180 200V201H181ZM241 200V199H240ZM109 201V200H108ZM114 201V200H113ZM118 201V200H117ZM117 201H114L113 202V204L114 203H116L117 204ZM183 201V200H182ZM203 201V200H202ZM249 201V200H248ZM80 202V201H79ZM85 202V203H86ZM98 202V201H97ZM126 202V201H125ZM128 202V201H127ZM179 202V201H178ZM192 202H193V200H192ZM191 202V203H192ZM50 203V202H49ZM68 203V202H67ZM82 203V202H81ZM110 203V202H109ZM119 203V202H118ZM184 203V202H183ZM183 203H181V204H183ZM255 203V202H254ZM24 204H26V203H24ZM28 204V203H27ZM47 204V202H46V200L45 199H40V200H37L36 202H33L32 204H30V205H28V207L26 208V209H22L21 207V209L23 210H21V211H19L20 213H17L18 215L16 216V220L18 221V225H20V227H21V229H24V228H27L28 229V227L31 225V223H30V218L31 217H29L30 216V213L33 211H31V209H34V211H36V209L37 208H39L40 207V205H41V207H42V209H43V205L45 206ZM78 204H80V203H78ZM115 204V205H116ZM178 204V203H177ZM180 204V203H179ZM179 204H178V209H179ZM193 204H194V202H193ZM241 204V203H240ZM240 204H238V205H240ZM249 204H251V203H249ZM70 205H72V204H70ZM70 205L68 204V206L70 207ZM100 205V204H99ZM198 206L196 203L194 204V206ZM23 206V205H22ZM48 206V204L46 205V207ZM56 204L55 203H53V202H51L50 204H49V207L51 208V209H55L56 208ZM74 206V205H73ZM78 206V205H77ZM95 206V205H94ZM117 206V205H116ZM157 206V205H156ZM180 206V207H181ZM245 206H246V204H245ZM252 206V205H251ZM255 206V205H254ZM67 206H65V209L67 210V208H66ZM68 207V208H69ZM193 206H191V208H192ZM199 207V206H198ZM198 207H196V208H198ZM24 208V207H23ZM49 208V209H50ZM70 208H72V207H70ZM69 208V211H68V213L66 212V215H64L61 219H59V218H55V217H57L56 215H55V217L52 215V213H49L48 212V214H45V215H43V217H44V219L47 221V225H46V227L45 228H43V230H42V234H39V235H42V237L40 238V239H38L39 241L37 242V245H39L40 247H44V245L45 244H47L49 241H52L54 238H60V237H62V235L63 236H65V237H69L70 236V232L71 231H66V229H69V230H72V231H74L75 232V227H76V224H75V220L77 219L76 217L78 216H80V215H74L73 214V212H71V209ZM77 208V207H76ZM82 208V207H81ZM89 208V207H88ZM95 208H97V207H95ZM176 208V207H175ZM230 208V209H231ZM244 208V207H243ZM242 208V209H243ZM65 209H63V210H65ZM98 209V208H97ZM140 209V208H139ZM169 209V208H168ZM38 210V209H37ZM40 210H41V208H40ZM61 210H62V208H61ZM72 210H73V208H72ZM81 210V209H80ZM80 210H78L77 211V214H80L79 213V211ZM83 210V209H82ZM81 210V211H82ZM91 210H93V208L91 209ZM90 210V211H91ZM95 210V209H94ZM110 210V209H109ZM118 210V209H117ZM176 210V209H175ZM235 210H237L238 211V209H235ZM241 210V209H240ZM256 210V209H255ZM31 211V212H30ZM33 211V212H34ZM74 211H75V207H74ZM80 211V212H81ZM86 211V210H85ZM89 211V212H90ZM97 211V210H96ZM174 211V210H173ZM178 211V210H177ZM226 211V210H225ZM233 211V210H232ZM243 211V210H242ZM249 211V210H248ZM253 211V210H252ZM37 212V211H36ZM138 212V211H137ZM158 212V211H157ZM183 212V211H182ZM234 212H236V211H234ZM239 212H241V211H239ZM256 212H257V210H256ZM38 213H41V211L39 212L38 211ZM45 213V212H44ZM76 213V212H75ZM179 213H181V212H179ZM184 213V212H183ZM190 213V214H191ZM232 213V212H231ZM238 213V212H237ZM33 214H35V212L33 213ZM42 214V213H41ZM54 214H55V212H54ZM116 214V213H115ZM126 214V213H125ZM159 214V213H158ZM233 214V213H232ZM245 214V213H244ZM243 214V215H244ZM32 215V214H31ZM84 215L86 216V214L84 213ZM89 215V214H88ZM181 215H182V213H181ZM207 215V216H206ZM33 216V215H32ZM37 216V215H36ZM81 216H83V215H81ZM116 216V215H115ZM122 216V215H121ZM241 216H242V214H241ZM59 217V216H58ZM96 217V216H95ZM184 217V216H183ZM185 217V218H186ZM243 217V216H242ZM248 217V216H247ZM92 218V217H91ZM117 218V217H116ZM158 218V217H157ZM156 218V219H157ZM223 217H221V220H223L222 219ZM238 218V217H237ZM40 219V218H39ZM43 219V218H42ZM80 219V218H79ZM82 219V218H81ZM159 220H160V218H158ZM191 219V218H190ZM189 219V220H190ZM226 219V218H225ZM45 220H43V221H45ZM169 220V219H168ZM179 220V219H178ZM177 219H176V221H178ZM188 220V219H187ZM188 220V224L189 225H191L192 224V222H193V220H191V223H190V221ZM219 220V221H218ZM232 220V219H231ZM35 221V220H34ZM36 221H39L38 219L36 220ZM41 221V220H40ZM42 221V222H43ZM100 221V220H99ZM104 221V220H103ZM170 221V220H169ZM224 221V220H223ZM236 221V220H235ZM241 221V220H240ZM89 222V221H88ZM141 222V221H140ZM164 222V221H163ZM182 222H183V220H182ZM225 222V221H224ZM233 222V221H232ZM232 222L230 221V219H229V221H228V223L227 224H229V226H232L233 224H232ZM38 223V222H37ZM81 223V222H80ZM105 223V222H104ZM107 223V222H106ZM134 223V222H133ZM159 223V222H158ZM165 223H166V221H165ZM171 223H174L173 221H171ZM185 223V222H184ZM193 223H195V222H193ZM234 223V222H233ZM236 223V222H235ZM238 223V222H237ZM167 224V223H166ZM202 224V223H201ZM200 224V225H201ZM16 225V224H15ZM35 225H36V223H35ZM34 225V226H35ZM44 225V224H43ZM56 225H61V229H62V231L61 230H59V228H57L56 227ZM113 225V224H112ZM129 225V224H128ZM160 225V224H159ZM161 225H162V223H161ZM170 225V224H169ZM168 225V226H169ZM173 225H175V223L174 224H172V226ZM181 225H182V223H181ZM180 225V226H181ZM185 225V224H184ZM193 225V224H192ZM217 225V224H216ZM167 226V228H170L171 229V227H168ZM180 226H179V228H180ZM183 226V225H182ZM181 226V227H182ZM207 226V225H206ZM224 226V225H223ZM234 226V225H233ZM8 227V226H7ZM38 227V226H37ZM43 227V226H42ZM86 227H88V226H86ZM165 227V226H164ZM176 227V226H175ZM217 227V226H216ZM215 227V228H216ZM113 228V227H112ZM158 228V227H157ZM226 228V227H225ZM235 228H237V226H235ZM1 229V228H0ZM34 229V228H33ZM172 229H173V227H172ZM180 229H183V228H180ZM201 229V228H200ZM204 229H205V227H204ZM223 229V228H222ZM229 229V228H228ZM232 229V228H231ZM239 229V228H238ZM24 230H26V229H24ZM29 230H31V229H29ZM38 230V229H37ZM40 230V229H39ZM38 230V231H39ZM95 230V229H94ZM100 230V229H99ZM110 230V229H109ZM152 230V229H151ZM167 230H169V229H167ZM175 230H177V229H175ZM184 230V229H183ZM237 230V229H236ZM242 230V229H241ZM2 231V230H1ZM22 231V230H21ZM34 231H35V229H34ZM81 231V230H80ZM86 231V230H85ZM108 231V230H107ZM163 231V230H162ZM165 231V230H164ZM171 232H173L172 230H170ZM185 231V230H184ZM199 230H197L196 231V233H199V232H201V231H199ZM210 231V230H209ZM230 231V230H229ZM232 232L234 231V229L233 230H231ZM3 233H4V231H2ZM1 232V233H2ZM28 232V231H27ZM33 232V231H32ZM40 232V231H39ZM83 232V231H82ZM167 232V231H166ZM169 232V231H168ZM218 232V231H217ZM231 232V233H232ZM235 232V231H234ZM239 232V231H238ZM251 232V231H250ZM23 233H25L24 231H23ZM77 233H79V232H77ZM91 233V232H90ZM115 233H116V231H115ZM120 233V232H119ZM156 233V232H155ZM165 233V232H164ZM179 233L181 234V232L179 231ZM179 233L177 234L178 236H179ZM187 233V232H186ZM204 233V232H203ZM203 233H202V235H203ZM207 233H208V231H207ZM219 233H220V231H219ZM230 232H229V234H231ZM13 234H15L14 232H13ZM16 234H19V233H16ZM15 234V236H17ZM31 234V233H30ZM92 234V233H91ZM124 234V233H123ZM161 234V233H160ZM166 234V233H165ZM176 234V233H175ZM182 234H183V232H182ZM200 234V233H199ZM199 234H197L198 235V237H199ZM239 234H241V233H239ZM249 234V233H248ZM254 234V233H253ZM2 235V234H1ZM19 235H21V232H20V234ZM28 235V234H27ZM172 235V234H171ZM171 235H169L168 234V236H171ZM173 235H174V233H173ZM184 236H187V235H185V234H183ZM197 235H196V237H197ZM222 235V237H223V234H221L220 233V236ZM226 235H228V234H226ZM232 235V234H231ZM242 235H243V233H242ZM250 235V234H249ZM23 236V235H22ZM71 236H73V235H71ZM70 236V237H71ZM88 236V235H87ZM94 236H96V235H94ZM182 236V235H181ZM230 236V235H229ZM236 236L238 237V235L236 234ZM243 236H245V235H243ZM254 236V235H253ZM252 236V237H253ZM14 237V236H13ZM12 237V238H13ZM35 237V236H34ZM155 237H158V236H155ZM163 237H165V240L166 239H168V237L166 238V236H164L163 235ZM175 237V238H174ZM176 237L177 236H173V238H171V237H169V238H171V239H169L168 240V242L170 241V240H174V239H176ZM180 237V236H179ZM189 237V234H188V236H187V238ZM197 237V238H198ZM201 237V236H200ZM216 237H218L217 235L215 236V238ZM251 237V236H250ZM57 239V240H62V239ZM74 238V237H73ZM118 238V237H117ZM186 238V239H187ZM197 238H196V241H197ZM210 238H212L211 236H210ZM215 238H212L211 239V243H214L215 244V248L213 249H206V248H204V246L201 244H197L198 245V247H196V248H193V249H191L190 247L188 248V246L186 247V249H184L185 248V246L186 245H192V242H194V244H195V242L196 241H193L192 240V242H190L191 241V239H192V237H191V239H190V243L191 244H189V243H187L185 246H184V248H182L181 249V247L180 248H178L180 245H178V247H172L171 245H172V243H171V248H174V250H171V252L173 251V254H174V252L176 253V255L174 254V256H180V258L179 259H176V258H173V256L171 255V256H169V254H167L168 256H167V260L169 259V258H171L172 257V260L170 261V259L168 260L169 261V263L167 262L166 264H222V261H223V258L226 256V254H228L229 252V248H230V246L232 245L231 243L234 241V239H232V242H231V240H229L228 238H230V237H227V236H225L224 238H223V243H219V242H221V240L222 239H220V241L218 242V241H216L215 240ZM220 238V237H219ZM232 238H235L234 236L232 237ZM239 238V237H238ZM240 238H241V236H240ZM257 238H259V239H261L260 237H256V240H257ZM264 238V237H263ZM262 238V239H263ZM13 239H15V238H13ZM79 239V238H78ZM90 239V238H89ZM160 239V238H159ZM163 239V238H162ZM179 239V238H178ZM181 240H183V238H180ZM185 239V238H184ZM203 239H205V237L203 236ZM237 239V238H236ZM251 239V241H252V238H250ZM17 240H18V238H17ZM65 240L67 241V239L65 238ZM68 240H69V238H68ZM86 239H84V241H85ZM146 240H148V239H146ZM187 240H189V238L187 239ZM186 240V241H187ZM195 240V239H194ZM205 240H208V238L207 239H205ZM247 240V239H246ZM249 240V239H248ZM264 240V239H263ZM4 241V240H3ZM19 241V240H18ZM92 241V240H91ZM155 241V240H154ZM179 241V240H178ZM202 241V239L200 240V242ZM216 241V242H215ZM236 241V240H235ZM262 241V240H261ZM86 242V241H85ZM94 242V241H93ZM146 242V241H145ZM172 242V241H171ZM174 242V241H173ZM205 242V241H204ZM209 242V241H208ZM255 242H257V241H255ZM258 242H260L259 240H258ZM62 243V242H61ZM199 243V242H198ZM249 243H250V241H249ZM262 243H264V242H262ZM36 244V243H35ZM49 244V243H48ZM51 244H52V242H51ZM165 244V243H164ZM167 244V243H166ZM165 244V245H166ZM174 244H176V242H174ZM173 244V245H174ZM177 244H178V242H177ZM176 244V245H177ZM179 244H181V241H180V243ZM205 244H206V242H205ZM233 244L235 245L236 244V242L234 243L233 242ZM243 245L245 244V242L244 243H242ZM248 244V243H247ZM251 244V243H250ZM258 244V243H257ZM37 245H36V247H37ZM59 245V244H58ZM152 245V244H151ZM175 245V246H176ZM207 245V244H206ZM249 245V244H248ZM248 245H246V246H248ZM262 246L261 247H263L264 246V244H261ZM35 246V245H34ZM62 246V245H61ZM235 246H237V245H235ZM234 246V247H235ZM245 246V247H246ZM46 247V246H45ZM104 247V246H103ZM156 247H158V246H156ZM206 247V246H205ZM211 247V246H210ZM245 247H240V249H242V248H245ZM249 248H250V245L248 246ZM257 247V246H256ZM38 248V247H37ZM101 248V247H100ZM120 248V247H119ZM153 248V247H152ZM155 248V247H154ZM170 248V247H169ZM260 247H258V249H259ZM148 249V248H147ZM156 249V248H155ZM161 249H163V248H161ZM191 249V250H190ZM235 249V248H234ZM237 249V248H236ZM246 249V248H245ZM248 249V248H247ZM251 249H254V248H251ZM49 250V249H48ZM77 250V249H76ZM114 250V249H113ZM117 250V249H116ZM166 249H164L163 250V252H166L165 251ZM205 250H208L207 252L205 251ZM243 250V249H242ZM261 250V249H260ZM42 251V250H41ZM50 251V250H49ZM103 251V250H102ZM105 251V250H104ZM118 251V250H117ZM116 251V252H117ZM151 251H152V249H151ZM156 251H157V249H156ZM239 251V250H238ZM244 251V250H243ZM248 251V250H247ZM263 249H262V251L261 252H259V257H261L264 253H263ZM56 252H58V251H56ZM80 252V251H79ZM131 252V251H130ZM141 252V251H140ZM150 252V251H149ZM159 252V251H158ZM163 252H161L160 251V253L161 254H163ZM168 252H170V251H168ZM170 252V253H171ZM230 252H232L233 254H234V252H233V250L230 248ZM242 252V251H241ZM240 252V253H241ZM244 252H246V251H244ZM253 252H256V253H258V251L256 250V251H253ZM50 253V252H49ZM153 253V252H152ZM231 253V254H232ZM250 253H251V251H250ZM256 253H254V254H256ZM103 254V253H102ZM137 254V253H136ZM142 254V253H141ZM236 254H237V250H236ZM94 255H95V253H94ZM144 255H149V253H145ZM143 255V256H144ZM152 255V254H151ZM239 255V254H238ZM242 255H243V259L245 260L246 258L245 257H247V259L245 260V261H247L249 258H251V259H253L254 258V255H253V253H252V255H253V258L251 257V255H250V257H249V255L247 256V255H245L244 256V254L242 253ZM257 255V254H256ZM5 256V255H4ZM108 256V255H107ZM117 256V255H116ZM139 256H141V255H139ZM155 256V255H154ZM229 256H230V254H229ZM232 256V255H231ZM230 256V258H231V263L233 264L234 263V260L232 259V257L234 258V256H232L231 257ZM106 257V256H105ZM153 257V256H152ZM177 257V258H178ZM150 258H151V256H150ZM229 258V259H230ZM12 259H14V258H12ZM104 259V258H103ZM102 259V260H103ZM114 259V257L112 258V261H114L113 260ZM142 259V258H141ZM157 259V258H156ZM159 259V258H158ZM164 259V258H163ZM162 259V260H163ZM229 259H226V261H225V263L227 262V260H229ZM71 260V259H70ZM77 260V259H76ZM127 260V259H126ZM149 260V259H148ZM164 260H166V259H164ZM232 260H233V262H232ZM243 260V261H244ZM255 260H258V256H257V259H255ZM66 261V260H65ZM69 261V260H68ZM97 261V260H96ZM111 261V260H110ZM153 261V260H152ZM245 261L243 262V264L245 263ZM259 262H261L262 260H258ZM264 261V260H263ZM262 261V262H263ZM38 262V261H37ZM151 262V261H150ZM159 262V261H158ZM165 262V261H164ZM230 262H228V263H230ZM239 262H242V260L240 259L239 260ZM239 262H237V263H239ZM255 262V261H254ZM254 262H251V263H253L254 264ZM257 262V261H256ZM256 262H255V264H256ZM261 262V263H262ZM93 263V262H92ZM109 263V262H108ZM114 263V262H113ZM113 263H110V264H113ZM130 263V262H129ZM135 263V262H134ZM250 263V264H251ZM258 263V262H257ZM147 264V263H146ZM163 264V263H162ZM224 264V263H223ZM234 264H236V263H234ZM241 264V263H240ZM247 264V263H246ZM259 264V263H258ZM264 264V263H263Z\"/></svg>",
  "mask_w": 264,
  "mask_h": 264
}]
</instances>
